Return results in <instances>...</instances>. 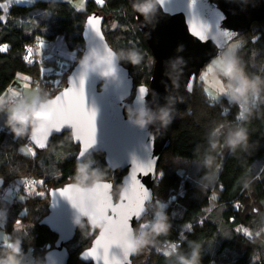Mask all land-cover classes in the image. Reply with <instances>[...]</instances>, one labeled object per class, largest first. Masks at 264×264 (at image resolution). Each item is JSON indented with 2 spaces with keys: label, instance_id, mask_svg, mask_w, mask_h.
Wrapping results in <instances>:
<instances>
[{
  "label": "trees",
  "instance_id": "1",
  "mask_svg": "<svg viewBox=\"0 0 264 264\" xmlns=\"http://www.w3.org/2000/svg\"><path fill=\"white\" fill-rule=\"evenodd\" d=\"M96 11L105 17L104 32L131 68L136 84H149L155 59L129 0H89L85 10L65 1L14 2L5 18L0 8V49H4L0 50V98L20 73L28 74L33 86V80L41 78L37 108L41 100L60 91L73 67L42 74V68L26 61L25 49L63 35L80 58L85 21ZM240 40L233 60L244 77L258 82L261 98L246 109L249 98L242 104L225 96L212 98L198 78L194 99L160 164L162 175L154 187L150 215L136 226L137 239L143 234L145 243L137 247L134 264H182V258L190 260L194 252L197 264H264V20L254 23ZM56 61L47 60L45 65ZM5 109L6 105L0 107V115ZM32 127L29 124L25 133L17 135L8 123L0 125V227L7 236L6 242H0V261L4 264L10 253L29 251L35 264H46L45 254L57 240L49 227L40 224L49 212V189L68 182L87 186L112 176L102 152L77 160L80 146L70 132L53 136L47 150H29L25 144ZM240 130L246 139L233 148L229 140ZM31 179L45 194L27 190ZM11 189L18 192L7 198ZM161 217L165 227L156 230L153 225ZM90 231L83 221L67 243L68 264H93L79 259L94 238ZM166 243L173 245L172 250H162Z\"/></svg>",
  "mask_w": 264,
  "mask_h": 264
},
{
  "label": "water",
  "instance_id": "2",
  "mask_svg": "<svg viewBox=\"0 0 264 264\" xmlns=\"http://www.w3.org/2000/svg\"><path fill=\"white\" fill-rule=\"evenodd\" d=\"M129 3L135 10L138 30L155 59L150 83L136 84L131 68L122 62L104 32L105 17L96 11L85 21L82 33L85 48L68 74L64 87L39 103V107L53 101L56 104L57 97L65 91L71 96L83 79L86 107L96 111L97 130L95 144L82 157L78 154L77 160L82 162L102 152L112 170L111 178L96 180L91 185L68 182L49 189V212L40 224L49 227L57 235V240L45 254L46 264H68L67 243L76 237L85 220L91 228V235L100 229L91 245L79 254L81 261L134 264L138 249L128 254L122 247L123 238L132 236L137 239L136 226L150 213L155 199L154 187L161 177L160 164L172 143L174 131L182 122V114L194 99L202 70L231 41L240 39L254 23L264 20V0H129ZM145 4H151L150 11L137 10ZM197 32L204 37L203 40L194 34ZM93 50L97 56L89 59L85 68L83 60ZM109 59L115 72L105 77L101 73ZM97 60L101 62L97 64ZM189 84L191 91L188 90ZM140 86L147 89L143 98L138 91ZM142 111L146 114L143 126L137 123ZM163 112L168 114L167 123L161 120ZM46 119L53 124L55 116L49 114ZM65 132L72 133L75 145L82 151L89 137L75 122L63 125L60 131L33 125L28 139L35 149L44 151L49 149L53 136ZM33 137L37 139L32 140ZM138 163L149 165L150 170L149 167L137 170ZM133 174L136 180L131 179ZM94 196L98 198H90ZM100 201L107 204L103 213L97 211ZM138 202L142 204L141 214L135 217L133 213L131 227L120 244L105 252L102 235L117 230L123 214L129 207L135 208Z\"/></svg>",
  "mask_w": 264,
  "mask_h": 264
},
{
  "label": "rangeland",
  "instance_id": "3",
  "mask_svg": "<svg viewBox=\"0 0 264 264\" xmlns=\"http://www.w3.org/2000/svg\"><path fill=\"white\" fill-rule=\"evenodd\" d=\"M36 1L37 0H5L3 2H0V8L4 11L3 18L7 16L9 12V8L14 2H18L21 4H33ZM44 1L70 2L78 10H85L87 3L89 2V0H44ZM240 44H241L240 39L231 41L223 50V52L220 53L217 57H215L202 70L199 76V80L203 81V83L206 84L207 91L209 92L212 98L218 96H225L230 100H233L231 98V93L228 86L229 84L235 85L237 81L223 74V65L225 62L229 60H233V55L235 51L239 48ZM34 54L42 59L57 60L58 64H60L61 66L65 65L67 68H69V66L73 67L81 58V57L75 58V60H73L75 56V51L70 49L63 35L58 36L54 41L40 40L37 45H34ZM69 60H73V63L72 61ZM46 67L48 66L44 67L46 70L51 69ZM209 69H211V72H208ZM239 71L243 75L240 69ZM220 87H223L224 90L223 93L219 92ZM20 96L24 97V99H22V102H18V98ZM37 97H38V87L33 86L31 82V77L28 74L20 73L13 82V85L10 88H8V90L0 98V107L6 105V109L0 115V125H5L8 123L9 117L12 115L15 109L20 107L34 106V104L37 101ZM253 97L254 94L250 91L247 94L246 98L242 99L239 103L242 104L243 101L247 100L248 98H249L248 99L249 100L248 103H249ZM175 161L178 162V160ZM159 174L161 175L160 171ZM25 187L31 193L45 194V191H40L38 189L33 179L28 181ZM17 192L18 191L15 192V190L11 189L8 191L6 197L12 198L13 194H17ZM145 219H148L147 216ZM1 225H3V218H0V226ZM3 240H6L5 232L3 228L0 227V241ZM32 254H33L32 251L22 254H16L15 252H12L9 254L6 264H35V259Z\"/></svg>",
  "mask_w": 264,
  "mask_h": 264
},
{
  "label": "clouds",
  "instance_id": "4",
  "mask_svg": "<svg viewBox=\"0 0 264 264\" xmlns=\"http://www.w3.org/2000/svg\"><path fill=\"white\" fill-rule=\"evenodd\" d=\"M138 11H142L147 13L151 10V4H145L142 7L137 9ZM97 53L93 50L90 56H87L83 60L84 67H88V60L96 57ZM133 61L135 62V57H133ZM101 61L97 60V64ZM106 67L102 71V75L107 77L109 75L114 74L115 68L111 64L110 59L106 61ZM223 74L228 76L229 78L235 79L237 83L235 85L229 84V89L231 93V98L236 101L240 102L242 99L246 98L247 94L251 91L254 95L258 94L259 84L257 81H249L246 79L236 67V62L234 60H229L224 63L223 65ZM64 87V86H63ZM49 114H52L53 117L56 114V104L55 102H49L47 105H41L40 107H20L13 111L12 115L9 117L8 124L12 128L13 132L17 135L23 134L26 132V129L29 124H33L38 126L41 129H48L51 130V120L46 119ZM146 114L142 111L140 113V118L137 120V123L141 126L146 124L144 120V116ZM243 116V113H241ZM151 119V118H149ZM161 120L164 123H167L168 114L167 112H163L161 114ZM19 124L20 127L17 128L16 125ZM246 139L245 133L243 130L236 132L229 140V144L234 148L241 142ZM215 147V145H213ZM83 171V169H81ZM154 229L159 230L160 228L165 227L163 223V217L159 218L158 221L153 225ZM145 243V239L143 234L140 236L139 239H136L132 236L124 237L122 247H124L125 251L129 253L135 252L136 248ZM198 254L196 252L193 253L190 260H183L182 264H197ZM0 264H4V261H0Z\"/></svg>",
  "mask_w": 264,
  "mask_h": 264
},
{
  "label": "snow or ice",
  "instance_id": "5",
  "mask_svg": "<svg viewBox=\"0 0 264 264\" xmlns=\"http://www.w3.org/2000/svg\"><path fill=\"white\" fill-rule=\"evenodd\" d=\"M98 2H102V0H98ZM89 23H95L94 21H90ZM200 39H204V37L200 33H194ZM225 35H229V33H225ZM4 50V49H0ZM211 72V69L208 70ZM188 90L191 91V84L188 85ZM140 98L144 97V94L147 92V89L143 86H140L139 89ZM223 87L219 88V92L223 93ZM87 104V96L85 95L84 81L80 80V84L78 90L71 94L68 91H65L62 95H59L56 100V114L55 120L52 124L53 130L60 131L63 125H70L74 122L78 124L88 135V142L85 144V147L82 151L79 152L78 157H82L87 150H89L95 144V134L97 130V117L96 111L94 109L88 110L86 107ZM37 137H33L32 140H36ZM79 139V137H77ZM43 147V145H41ZM149 167V165H141L137 164V170L142 171L143 168ZM143 174L147 175L148 172H144ZM162 175V174H161ZM132 180H136V176L133 174L131 177ZM2 181H0V185H2ZM107 187V186H106ZM68 190L66 189L65 192ZM92 199H97L98 197H90ZM107 204L103 201H100L97 211L103 213ZM114 211L116 209H113ZM143 208L141 203H137L135 208L129 207L128 210L123 214L120 222L119 228L117 230H113L108 235H102L103 248L104 251L107 252L113 245H119L121 238L127 234L130 226V219L135 213V217H139ZM111 223V222H110ZM127 253H125V257H127Z\"/></svg>",
  "mask_w": 264,
  "mask_h": 264
},
{
  "label": "built area",
  "instance_id": "6",
  "mask_svg": "<svg viewBox=\"0 0 264 264\" xmlns=\"http://www.w3.org/2000/svg\"><path fill=\"white\" fill-rule=\"evenodd\" d=\"M25 59L26 61L32 66V67H40L42 69H44L45 65L46 64V61L47 59H42L40 57H37L35 54H34V46H27L26 49H25ZM66 70V67H60L56 70V72L58 73H62ZM45 73V74H48L47 72H42V74ZM33 83H34V86H37L38 88L40 87L41 85V78H35L33 80ZM22 96H20L18 98V102H21L22 101ZM261 98V93L258 92V94H255L254 97L252 98V100L247 103L245 105V108H250L251 105L255 104L259 99ZM25 146L29 149V150H34V146L32 144V142L28 139ZM172 249V245L171 243H166L164 244V246L162 247V250H168V249Z\"/></svg>",
  "mask_w": 264,
  "mask_h": 264
},
{
  "label": "bare ground",
  "instance_id": "7",
  "mask_svg": "<svg viewBox=\"0 0 264 264\" xmlns=\"http://www.w3.org/2000/svg\"><path fill=\"white\" fill-rule=\"evenodd\" d=\"M47 66L48 67H51V69L47 71L48 74L49 73L56 72V70L58 68H60V67H66L65 65L61 66L60 64H58V61H56L55 64L54 63H51V64H48ZM66 69H67V67H66Z\"/></svg>",
  "mask_w": 264,
  "mask_h": 264
},
{
  "label": "crops",
  "instance_id": "8",
  "mask_svg": "<svg viewBox=\"0 0 264 264\" xmlns=\"http://www.w3.org/2000/svg\"><path fill=\"white\" fill-rule=\"evenodd\" d=\"M76 58V54H75V56H74V59ZM52 60V59H51ZM46 68H51V67H46ZM44 70V72L46 71H48V70H46L45 68L43 69ZM5 237H6V240H7V236H6V234H5ZM6 240H3V241H0V242H6Z\"/></svg>",
  "mask_w": 264,
  "mask_h": 264
},
{
  "label": "flooded vegetation",
  "instance_id": "9",
  "mask_svg": "<svg viewBox=\"0 0 264 264\" xmlns=\"http://www.w3.org/2000/svg\"><path fill=\"white\" fill-rule=\"evenodd\" d=\"M149 214H150V213H149ZM148 216H149V215H147V217H148ZM144 220H145V219H144ZM144 220H143V221H144ZM143 221H142V223H144ZM90 229H91V228H90ZM99 229H100V228H98L97 231H96L93 235H91V233H90V235L93 236V237H95V235L97 234V232L99 231Z\"/></svg>",
  "mask_w": 264,
  "mask_h": 264
}]
</instances>
